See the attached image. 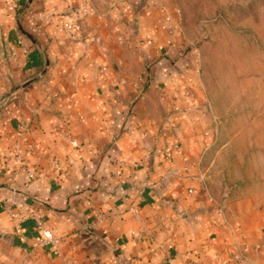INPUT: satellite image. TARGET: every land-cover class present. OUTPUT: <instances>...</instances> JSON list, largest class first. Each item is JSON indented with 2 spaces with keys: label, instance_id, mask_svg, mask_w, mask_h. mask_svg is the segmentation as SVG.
Segmentation results:
<instances>
[{
  "label": "crops",
  "instance_id": "1",
  "mask_svg": "<svg viewBox=\"0 0 264 264\" xmlns=\"http://www.w3.org/2000/svg\"><path fill=\"white\" fill-rule=\"evenodd\" d=\"M118 2L125 11L115 15L130 19L136 9L140 23L150 17L146 31L166 34L151 76L167 90L176 79L189 84L193 50L169 27L173 15L165 24L154 0ZM1 3L35 42L13 26L3 31L0 85L11 100L0 107V264H264V191L222 205L177 139L159 147V125L141 118L140 91L99 35L112 11L98 10L99 0ZM61 22L73 25L69 39ZM37 215L57 246L43 241Z\"/></svg>",
  "mask_w": 264,
  "mask_h": 264
},
{
  "label": "rangeland",
  "instance_id": "2",
  "mask_svg": "<svg viewBox=\"0 0 264 264\" xmlns=\"http://www.w3.org/2000/svg\"><path fill=\"white\" fill-rule=\"evenodd\" d=\"M154 1L163 10H157L158 17L165 13V24L167 13L173 15L169 27L178 28L184 51L190 54L193 50L190 58L196 66L190 72L189 84L176 79L170 90L166 89L169 83L151 76L154 60L163 56L160 52L164 48H156L166 44V34L146 31L150 17L140 23L136 9L130 19L115 15L122 9L118 0H99V9L95 5L100 11L102 6L112 11L101 23L105 29L99 35L113 47L111 63L123 61L128 87L140 91L141 118L159 125L160 148L167 144L165 138L177 139L176 148L189 152L191 164L201 172V183L222 205L229 199L264 191V0ZM4 13L0 9L2 73L1 65H7L9 57L3 31L13 26L25 43L31 41L17 27L23 26L19 12L11 21ZM60 27L62 39H69L71 29H64L62 22ZM172 55L168 60L176 59L179 53ZM4 87L0 85V107L11 100ZM187 137L195 146L183 142ZM168 149L170 158L172 149Z\"/></svg>",
  "mask_w": 264,
  "mask_h": 264
},
{
  "label": "built area",
  "instance_id": "3",
  "mask_svg": "<svg viewBox=\"0 0 264 264\" xmlns=\"http://www.w3.org/2000/svg\"><path fill=\"white\" fill-rule=\"evenodd\" d=\"M166 19L168 20L169 17H166ZM72 24L68 23V22H64L63 23V28L64 29H72ZM19 132L22 133V132H26L27 131V127L25 124L21 123L19 125ZM72 144L74 146H77V142L76 141H73ZM28 178L29 179H34L36 178V175L33 173V172H30L28 173ZM36 223H37V227L39 228V230L42 232V235H43V241L45 242H50L51 244H53L54 246H57L58 243H59V238L56 237L52 231L49 229V228H46L44 225H43V222L40 218V216L37 215L36 217ZM83 229L84 230H87L88 229V226H83Z\"/></svg>",
  "mask_w": 264,
  "mask_h": 264
},
{
  "label": "water",
  "instance_id": "4",
  "mask_svg": "<svg viewBox=\"0 0 264 264\" xmlns=\"http://www.w3.org/2000/svg\"><path fill=\"white\" fill-rule=\"evenodd\" d=\"M22 30V29H21ZM22 32L31 40V41H33V42H35V40H34V38L30 35V34H28L27 32H25L24 30H22Z\"/></svg>",
  "mask_w": 264,
  "mask_h": 264
}]
</instances>
